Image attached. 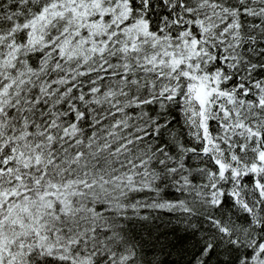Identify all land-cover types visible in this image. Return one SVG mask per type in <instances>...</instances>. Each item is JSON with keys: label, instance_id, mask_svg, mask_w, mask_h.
Masks as SVG:
<instances>
[{"label": "snow or ice", "instance_id": "1", "mask_svg": "<svg viewBox=\"0 0 264 264\" xmlns=\"http://www.w3.org/2000/svg\"><path fill=\"white\" fill-rule=\"evenodd\" d=\"M0 264H264V0H0Z\"/></svg>", "mask_w": 264, "mask_h": 264}]
</instances>
